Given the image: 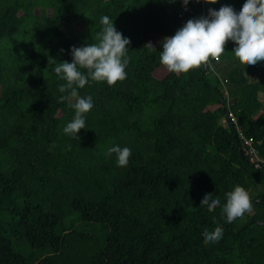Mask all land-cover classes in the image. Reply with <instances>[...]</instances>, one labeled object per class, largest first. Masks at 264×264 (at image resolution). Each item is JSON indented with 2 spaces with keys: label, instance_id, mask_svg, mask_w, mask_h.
<instances>
[{
  "label": "trees",
  "instance_id": "trees-1",
  "mask_svg": "<svg viewBox=\"0 0 264 264\" xmlns=\"http://www.w3.org/2000/svg\"><path fill=\"white\" fill-rule=\"evenodd\" d=\"M245 3L209 6L239 13ZM178 12L175 0H0V264H264V61L242 66L229 41L219 63L169 72L163 41L202 18ZM103 16L131 41L126 79L77 90L93 108L74 138L64 128L76 101L54 67L99 43ZM116 146L131 150L126 167L108 154ZM236 186L253 210L228 223ZM206 194L220 201L211 212ZM217 226L222 239L206 246ZM19 241L44 256L21 254Z\"/></svg>",
  "mask_w": 264,
  "mask_h": 264
},
{
  "label": "clouds",
  "instance_id": "clouds-1",
  "mask_svg": "<svg viewBox=\"0 0 264 264\" xmlns=\"http://www.w3.org/2000/svg\"><path fill=\"white\" fill-rule=\"evenodd\" d=\"M189 2L190 0H183L185 6ZM196 2L216 4L218 0ZM101 24L103 28L97 35L99 43L73 47V62H59L54 67L56 75L66 81L59 90H70L64 99L76 101L69 105L75 109V117L64 128L65 134L74 138L85 128V114L93 108L92 97H79L77 90L83 89L89 79L95 82L106 81L110 87L126 79L125 69L129 63L127 52L131 41L117 31L108 16L101 17ZM229 41L237 45L234 55L242 66L247 68L264 61V0H246L239 13L232 7L225 6L219 11L210 10V19L189 20L174 36L165 38L160 63L169 72L176 74L188 73L205 66L211 67L212 60L219 63ZM80 69H86L87 74ZM112 153L116 154L118 167L128 165L131 156L129 148L110 147L108 154ZM211 197L212 195L206 194L201 202L210 212L220 204L218 199ZM252 210L251 198L243 187L236 186L234 191L227 193V203L222 212L226 215L228 223ZM203 237L206 246L216 244L223 237V228L217 226L212 232L205 230Z\"/></svg>",
  "mask_w": 264,
  "mask_h": 264
},
{
  "label": "built area",
  "instance_id": "built-area-1",
  "mask_svg": "<svg viewBox=\"0 0 264 264\" xmlns=\"http://www.w3.org/2000/svg\"><path fill=\"white\" fill-rule=\"evenodd\" d=\"M179 4V12L177 13V17L179 19H184L187 16L192 15H199L202 18H209L210 19V6L208 3L196 2V0H190V2L187 4V6L184 5L183 0H175ZM199 11V14H196L195 10ZM228 124H232L236 126L237 133L239 136V139L241 141V150L249 160L250 163L258 165L260 162H262V159L259 157L258 150L253 145V139L248 138L244 135V133L241 131V129L237 125V118L235 115L231 112H229L226 115V120ZM224 121V122H225ZM225 122V123H226Z\"/></svg>",
  "mask_w": 264,
  "mask_h": 264
},
{
  "label": "rangeland",
  "instance_id": "rangeland-1",
  "mask_svg": "<svg viewBox=\"0 0 264 264\" xmlns=\"http://www.w3.org/2000/svg\"><path fill=\"white\" fill-rule=\"evenodd\" d=\"M76 226H77L76 229L80 230L81 232H85V233H88L89 236H93V240H95V239H97V238H99L101 236L100 233L95 231L97 229L96 227H93V226L87 225V224L86 225H84V224H79L78 225L77 224ZM16 243L19 244V247L21 249L17 248ZM14 248L16 250H20V253L23 254V255L34 254V257H36V258H40V257L44 256V254L40 253V252H35V253L31 252L29 250L28 245H27L26 242H21V241L14 242Z\"/></svg>",
  "mask_w": 264,
  "mask_h": 264
}]
</instances>
